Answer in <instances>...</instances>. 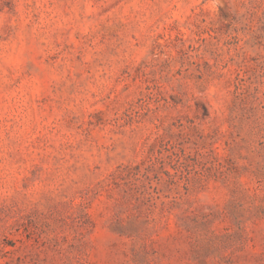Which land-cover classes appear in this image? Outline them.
Returning a JSON list of instances; mask_svg holds the SVG:
<instances>
[{
	"label": "rangeland",
	"instance_id": "obj_1",
	"mask_svg": "<svg viewBox=\"0 0 264 264\" xmlns=\"http://www.w3.org/2000/svg\"><path fill=\"white\" fill-rule=\"evenodd\" d=\"M0 264H264V0H0Z\"/></svg>",
	"mask_w": 264,
	"mask_h": 264
}]
</instances>
